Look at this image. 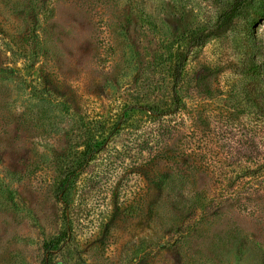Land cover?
<instances>
[{
    "label": "rangeland",
    "instance_id": "374dc122",
    "mask_svg": "<svg viewBox=\"0 0 264 264\" xmlns=\"http://www.w3.org/2000/svg\"><path fill=\"white\" fill-rule=\"evenodd\" d=\"M230 1L0 0V264H42L59 237L56 264H264V170L244 160L243 183L251 149L227 142L246 130L215 145L221 185L182 161L152 164L138 132V107L170 111L182 60L181 105L252 111L240 71L252 53L264 69V6L202 46L189 41ZM91 143L102 148L85 156ZM197 193H239L249 207L204 213Z\"/></svg>",
    "mask_w": 264,
    "mask_h": 264
},
{
    "label": "trees",
    "instance_id": "16d2710c",
    "mask_svg": "<svg viewBox=\"0 0 264 264\" xmlns=\"http://www.w3.org/2000/svg\"><path fill=\"white\" fill-rule=\"evenodd\" d=\"M263 6L264 0H231L219 11L213 31L191 34L189 38L191 46H202L215 32L227 29L236 20L246 19L248 21L250 10H259ZM248 26H251L250 22ZM183 66L184 61L182 60L172 73L174 77L173 92L176 97L171 104L170 111L163 112L164 110L160 108L157 110L151 106L138 107L140 111L147 114V118L139 123V126L142 124L143 127L141 126L142 129L138 132H141L142 136L140 139L141 148L152 157V164H178L182 161L188 169L187 173L193 174V171H196L207 178H213L212 181L215 179V183L221 185L223 179L218 173L223 170V164L220 165V162L216 160V156L219 155L214 151L216 150L215 145L220 144L223 137L231 136L234 138L237 132L239 134L242 129H245V136L237 138L235 142L233 139L227 141L231 147L230 149H233V143L237 148L248 146L251 149L250 153H243L240 156L241 161L238 162L240 167L238 169L239 179L242 178V182L245 183L244 180L246 181L247 176L253 172L251 171V165L242 164L244 160L246 163L251 164L261 163L254 174L262 173L264 162L261 161L264 159L262 160L260 155L256 154V149L259 147L258 144L264 141V80L261 84L264 69L263 63L260 62L257 54L252 53L246 59L240 71L241 76L253 82L243 90L247 104L252 110L251 112L238 110L226 114L219 112L204 114L188 110L185 105H181L182 101L177 97ZM122 119L124 117L121 115ZM101 146L102 143H91L85 151V156L92 157L98 153L102 148ZM229 154L232 156V151H229ZM83 165L84 163L71 167L67 170L66 175L57 182L55 190L58 191V195L65 197L68 194L69 188L73 184V177L77 175V171ZM187 177L189 178V176H186V179H188ZM231 183L229 187H235L236 179H232ZM204 194H196L200 202L199 209L204 213L215 207L216 209L225 208L227 212L234 209L247 211L249 207V199L239 193L220 194V196L211 198ZM61 242L62 240L59 237L51 243L45 244L44 250L47 258L42 264H56L53 261L55 246L60 245ZM237 250L241 254L244 251V246L237 248Z\"/></svg>",
    "mask_w": 264,
    "mask_h": 264
}]
</instances>
